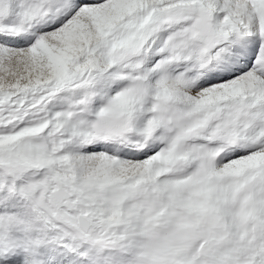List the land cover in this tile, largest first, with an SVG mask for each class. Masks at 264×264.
Listing matches in <instances>:
<instances>
[{"label": "snow or ice", "instance_id": "snow-or-ice-1", "mask_svg": "<svg viewBox=\"0 0 264 264\" xmlns=\"http://www.w3.org/2000/svg\"><path fill=\"white\" fill-rule=\"evenodd\" d=\"M0 264H264V0H0Z\"/></svg>", "mask_w": 264, "mask_h": 264}]
</instances>
